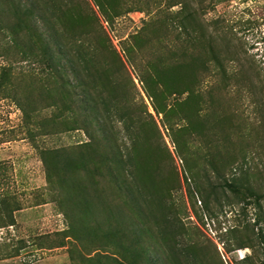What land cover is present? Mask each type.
Segmentation results:
<instances>
[{
  "label": "trees",
  "instance_id": "1",
  "mask_svg": "<svg viewBox=\"0 0 264 264\" xmlns=\"http://www.w3.org/2000/svg\"><path fill=\"white\" fill-rule=\"evenodd\" d=\"M90 1L96 11L87 0H0V33L22 54H35L50 72L54 112L40 125L51 126L56 135L81 130L88 139L40 151L48 188L68 222L67 231L59 236L72 238L81 247L87 240L94 243L102 232L104 244L113 247L111 255L100 250L103 245L78 259L70 253L77 264H173L148 251L147 237L178 235L177 220L170 223L169 215L176 218L171 192L179 174L166 159V147L160 149L158 140L148 136L150 132L160 137L132 76L171 131L188 200L198 195L203 204L207 195L226 190L249 194L257 202L264 196V83L243 72L207 74L219 80L212 85L206 114L201 94H196L193 105L189 103L200 81L183 59L188 48L166 47L164 52L158 46L141 52L140 33L129 37L118 53L108 40L102 23L113 26L132 12H142L148 1ZM179 3L172 1L167 8ZM213 61L221 68L219 59ZM228 86L253 98L248 103L255 113L249 130V117L239 115L240 124L235 126L238 115L227 114L221 107L224 100L215 96L217 88L224 91ZM184 93H188L184 101L169 99ZM212 134L213 138L206 137ZM190 135H197L200 143L190 142ZM159 151H165V158ZM261 189L263 193H258Z\"/></svg>",
  "mask_w": 264,
  "mask_h": 264
},
{
  "label": "rangeland",
  "instance_id": "2",
  "mask_svg": "<svg viewBox=\"0 0 264 264\" xmlns=\"http://www.w3.org/2000/svg\"><path fill=\"white\" fill-rule=\"evenodd\" d=\"M87 1L96 11L91 1ZM141 1L149 3L142 12H132L113 26L102 23L108 40L118 53L129 37L140 33L144 36L141 52L158 46L164 52L166 47L188 48L183 59L200 81L193 90L191 105L199 93L206 100L208 113L207 100L219 78L215 76L214 80L207 74H220L223 70L237 75L243 72L242 75L264 83V0ZM172 1L181 3L167 8ZM171 22L174 27L169 25ZM18 49L0 33V264H77L70 259V253L78 259L79 255H93L102 245L107 248L100 250L105 249L111 255L113 247L104 244L107 241L102 232L97 233L94 243L87 240L81 247L72 238L59 236L67 231L68 222L55 203L56 194L48 188L40 151L75 146L88 139L81 130L56 135L51 126L40 125L54 112L50 107V96L54 93L50 72L35 54L26 56ZM213 58L219 59L221 68ZM125 65L132 76L131 68L126 62ZM132 77L160 137L150 132L148 136L158 140L160 149L166 147V159L179 174L177 188L171 192L176 218L169 215L170 223L177 220L178 235L162 239L152 233L147 237L148 251L161 261L166 257L169 262L173 260V264H264V196L257 202L249 194L226 190L207 195L205 204L198 195L188 200L171 131L163 124L162 115L153 112L150 99ZM218 89L221 88L214 92L224 100L221 107L227 114L238 115L233 124H240L239 115L247 116L249 120L244 127L249 130L255 113L248 103L253 98L239 87ZM187 94L169 99L184 101ZM188 107L186 103L185 108ZM230 136L233 140L234 133ZM199 139L197 135L189 137L195 145L200 143ZM158 155L165 158V151H159ZM258 193H263V189ZM88 222L92 229L94 221ZM61 242L63 247H59ZM239 243L244 247L239 249Z\"/></svg>",
  "mask_w": 264,
  "mask_h": 264
}]
</instances>
